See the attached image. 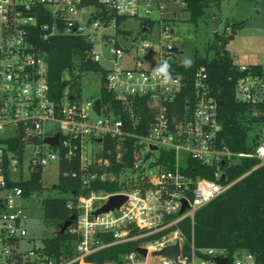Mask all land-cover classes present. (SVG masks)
Here are the masks:
<instances>
[{
  "label": "built area",
  "instance_id": "2783aa9c",
  "mask_svg": "<svg viewBox=\"0 0 264 264\" xmlns=\"http://www.w3.org/2000/svg\"><path fill=\"white\" fill-rule=\"evenodd\" d=\"M156 8L157 0H0V264H94L87 256L111 244L155 235L139 246L146 255L135 250L122 255L120 262L103 264H217L215 257L228 259L226 251L217 248L191 246L184 254L179 223L189 218L192 224L199 208L235 182H226L221 165L253 158L257 163L251 171L264 164V125L252 133L248 151H232L220 141L217 100L204 66L194 72L191 104L184 105L180 116L175 113L172 107L182 78L170 71L178 82L162 86L152 75L162 61L176 63L172 28L154 18ZM128 20L137 21L138 35L124 28ZM146 20L155 21L150 30L143 24ZM57 35L77 36L91 45L90 56L105 70L104 80L100 73L88 72L96 75L95 97L83 98L82 88L80 95L70 96L66 88L60 98H52L48 64L34 40ZM236 65L246 72L235 82L236 99L258 116L262 113L258 106L264 104V66L251 72L248 64ZM102 88L119 102L134 131L102 103ZM95 99L100 100L99 113L93 108ZM136 99H144L152 112L145 134L136 131ZM55 136V145L45 142ZM104 138L116 140V162L122 157L121 142L133 139L130 166L118 173L105 170L111 149L104 148ZM167 151L174 153L171 170L158 163ZM187 157L214 166V179H192L182 173ZM50 164L56 165L58 179H76L85 190L70 195L67 202L77 211L66 229L76 239L73 252L57 256L48 254L40 239L30 237L27 226L38 193L25 196L21 185L35 171L40 170L42 178L43 167ZM103 182H116L120 188L114 192L95 188ZM112 195L126 199L117 208L96 214ZM183 199L186 206L180 212ZM106 234L110 241L102 238ZM176 241L175 259L152 255ZM228 264L256 263L250 252L238 250Z\"/></svg>",
  "mask_w": 264,
  "mask_h": 264
},
{
  "label": "trees",
  "instance_id": "16d2710c",
  "mask_svg": "<svg viewBox=\"0 0 264 264\" xmlns=\"http://www.w3.org/2000/svg\"><path fill=\"white\" fill-rule=\"evenodd\" d=\"M181 2L188 12L187 20L189 22L197 24L199 19L205 15L207 0H181ZM40 21L48 20L40 19ZM143 24L147 25L150 30L155 21L146 20ZM225 25L228 28L227 33L222 32L220 35L214 33V39L210 46V49L213 50L211 58L195 54L191 66L187 68L183 64H169L170 71L179 75L183 83L172 109L180 116L184 105L191 104L194 98L192 88L194 72L200 66H204L209 76L211 93L217 100L218 119L221 124L219 140L223 141L232 151H248L251 149L248 142L252 138V132L260 124L264 125V104L258 106L262 113L252 116V107L236 99L235 82L246 72L239 70L226 49V45L236 31L244 27V20L228 21ZM127 33L130 32L127 31ZM34 44L47 61L52 98H60L66 88L69 90L70 96L80 95L82 77L85 73H100L104 80L105 70L90 56L91 45L84 39L77 36L57 35L47 40L37 38L34 40ZM260 70L261 65L254 64L248 67V71L251 72ZM66 75L68 78H65ZM100 97L103 104H108L113 108L115 114L120 115L126 121L130 130H135L130 127L127 114L110 92L102 88ZM136 101L135 112L139 116L136 131L145 134L152 120V112L144 99H136ZM252 140L256 141V137H253ZM103 142L105 149H111V155H109L111 163L110 166L105 167L106 171L118 173L131 165L133 139L126 138L121 142L123 153L119 162L115 161L116 140L104 138ZM158 163L164 165L166 169H173L174 153L162 152ZM256 163L255 159L246 158L231 165H221L226 182H235L205 206L199 208L194 213L192 224L189 218H184L179 223L184 238L182 247L184 254L190 253L191 246L195 250L224 249L231 262L235 251L245 250L254 256L256 264H264V164L249 171ZM60 166L61 169L65 168V163ZM180 170L192 179H214V166L202 164L192 157L186 158V164L184 167H180ZM21 185L25 188V196H29L31 192L41 193L44 184L40 170L35 171L31 179ZM54 188L60 193V196H47L40 203L42 212L39 218L44 227L48 229L40 241L48 254L57 256L73 252L75 237L67 231L62 234L58 231L72 214L77 213L75 207H67L70 195L77 196L84 193L85 190L80 188L78 180L64 177L57 180ZM95 188L114 192L119 190L120 186L116 182H103L96 184ZM156 236L158 235L111 244L87 256V261L94 264L120 262L122 255L135 251L137 247ZM102 238L107 241L111 239L109 234L102 235ZM196 253L201 255L198 251Z\"/></svg>",
  "mask_w": 264,
  "mask_h": 264
},
{
  "label": "rangeland",
  "instance_id": "374dc122",
  "mask_svg": "<svg viewBox=\"0 0 264 264\" xmlns=\"http://www.w3.org/2000/svg\"><path fill=\"white\" fill-rule=\"evenodd\" d=\"M205 15L197 24L189 22L188 12L184 9L181 0H161L160 8H156L155 19L163 21L171 26L175 41L174 61L182 64L185 58L193 61L194 55L213 56L210 46L214 39V33H227L226 22L244 20V27L236 31L235 35L226 45L228 52L236 55L239 64L258 62L264 65V0H207ZM131 34L138 35L139 25L136 20H128L124 24ZM96 75L84 74L82 77L83 98L97 95ZM253 133V132H252ZM42 178L45 189L34 197L35 204L32 218L28 221L30 237L37 240L47 232L39 218L43 198L47 196H60V193L52 188L58 179L57 167L54 164L42 169Z\"/></svg>",
  "mask_w": 264,
  "mask_h": 264
},
{
  "label": "water",
  "instance_id": "95a60500",
  "mask_svg": "<svg viewBox=\"0 0 264 264\" xmlns=\"http://www.w3.org/2000/svg\"><path fill=\"white\" fill-rule=\"evenodd\" d=\"M93 108L97 113H99V108H100V100L99 99L94 100ZM45 142H47L51 145H55L57 142V136H55L54 138H46ZM150 148L153 150L156 149L155 146H151ZM223 177H224V175H221L220 179L222 180ZM125 199H126V197L124 195H112L109 197L108 201L102 207H100L97 211H95V213L98 214V213L106 212V211L111 210L113 208H117L122 202H124ZM185 206H186V201H185V199H183V206L181 207L180 212L183 211ZM74 219H75V214H72L69 217V219H67L60 226L58 232L60 234L65 232L66 229L68 228V226L72 223V221ZM135 250L143 256L147 254V250L143 247H137ZM178 254H179V241H176L173 245L163 247L161 250L152 252V255H154V256H161V257H167V258H172V259H175ZM214 261L217 264H228V259L226 257H223V258L215 257Z\"/></svg>",
  "mask_w": 264,
  "mask_h": 264
},
{
  "label": "clouds",
  "instance_id": "9594fccd",
  "mask_svg": "<svg viewBox=\"0 0 264 264\" xmlns=\"http://www.w3.org/2000/svg\"><path fill=\"white\" fill-rule=\"evenodd\" d=\"M191 59L185 58L182 60V64L187 68L191 66ZM154 78H156L162 86H168L178 82L179 77L173 79L170 72V65L167 60L162 61L152 72Z\"/></svg>",
  "mask_w": 264,
  "mask_h": 264
},
{
  "label": "crops",
  "instance_id": "0c3cea01",
  "mask_svg": "<svg viewBox=\"0 0 264 264\" xmlns=\"http://www.w3.org/2000/svg\"><path fill=\"white\" fill-rule=\"evenodd\" d=\"M157 2L160 4V3H161V0H157ZM230 55L232 56L233 60H234L236 63H238V62L236 61V55H235V54H232L231 52H230ZM247 64H248V65H254V64L261 65V64H259L258 62H248ZM261 66H264V65H261Z\"/></svg>",
  "mask_w": 264,
  "mask_h": 264
}]
</instances>
